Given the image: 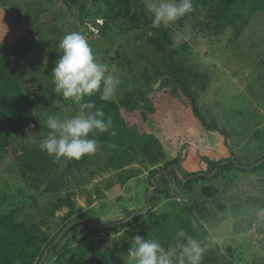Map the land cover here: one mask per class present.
<instances>
[{
    "label": "rangeland",
    "instance_id": "rangeland-1",
    "mask_svg": "<svg viewBox=\"0 0 264 264\" xmlns=\"http://www.w3.org/2000/svg\"><path fill=\"white\" fill-rule=\"evenodd\" d=\"M81 1L82 13L64 0H0V58L13 67L29 101L27 113L31 114L26 122L10 130L7 155H0V215L20 207L16 221L28 227L36 225V231L29 230L36 232L37 240H48L58 231L67 208L50 212L58 197L67 195L63 191L60 195L43 193L47 177L40 186L22 180L13 159L34 148L47 135L49 129L44 121L49 115L59 113L61 118H67L78 110L54 89L51 76L61 55L58 42L69 32H82L100 62L117 64L120 71L116 75L121 84L113 100L116 103L125 91L146 89L141 76L143 63L149 67V75L154 69L151 62L139 57L147 56L144 42L154 36L152 31L144 33L142 28H129L130 20L127 22L114 4L105 5L103 0ZM142 2L151 14L148 0ZM134 11L132 7L126 15ZM243 16L246 21L241 27L235 21L217 32L207 24L203 12L187 27L179 29L178 21L168 25L174 33L177 62L194 77L191 85L198 110L207 122H215L226 132V144L217 131L199 130L186 111L183 116L189 122V128L185 127L188 134L179 129L174 136L166 135L165 140L175 138V141H164L165 160L153 168L122 154L125 146L116 153L117 148L111 149L108 144L103 151L99 147L94 155L85 156L82 174L71 177L67 185L75 187V195H69L70 199L90 212L89 222H114L125 211L141 207L147 190L153 189V183L157 187L156 178L160 194L153 202V210L131 228L100 237L92 227L78 228L70 235L72 244L93 243L101 250L117 251L121 264H127L132 237L158 240L167 249L176 242L177 229H183L202 243L209 244L210 237L218 241L209 247L202 264H264V217L257 215L258 210L264 209V170L226 172L214 180L195 183L190 192L180 183L188 179V164H193L189 170L206 172L207 161L216 162L220 156L229 157L233 153L241 164L264 156V15L247 3ZM138 34L142 39L137 38ZM158 74L160 84H154L153 89L164 84L163 90H171V101L172 96L179 97L173 82L163 72ZM133 128L139 131L136 125ZM151 133L163 143L161 134L156 130ZM110 154L122 157V164L129 162L124 169L135 173L124 185L117 183L120 177L116 171L105 165ZM200 158L205 159L201 160L203 164L197 163ZM174 159L178 166L164 170V164ZM55 161L53 170L59 173L71 160ZM172 169L176 175L170 172ZM47 257L39 264L44 261L54 264L55 259L46 260Z\"/></svg>",
    "mask_w": 264,
    "mask_h": 264
},
{
    "label": "trees",
    "instance_id": "trees-1",
    "mask_svg": "<svg viewBox=\"0 0 264 264\" xmlns=\"http://www.w3.org/2000/svg\"><path fill=\"white\" fill-rule=\"evenodd\" d=\"M107 3L114 4L118 12L124 14L127 22L130 20L129 28L133 30L152 31L154 36L145 41V53L140 54V58L147 59L154 68L151 75L147 71L143 63L141 76L144 79L146 89L142 91L140 87L133 90L125 91L124 97L118 103L114 101L104 102L99 99V95L85 97V101L91 99L97 107L103 109L105 118L111 117L113 121V129L115 136L110 133H94L89 138H95L102 150L108 144H116V153L121 147H126L122 154L137 158L139 164H143L153 168L156 164L165 160L163 153L164 141H175L174 139H166L165 136L170 134L174 136L175 131L181 129L188 134L185 127L189 128L184 120L183 112L188 111L195 120L199 130L206 132L217 131L224 137L223 144H226V132L220 129L213 121L207 122L205 117L200 113L197 107L194 92L192 90V77L185 67L177 62V46L175 45L173 30L168 26L153 28L151 26L152 15L147 12L142 0H103ZM71 6H76L77 10L82 13L84 5L81 0H64ZM247 3L264 15V0H193L194 10L177 22L179 29L189 26L192 20L203 12L207 19V24L214 29V32L220 31L227 24L237 21L239 27L245 23L243 9ZM134 8V12L127 16L130 8ZM142 24V25H141ZM142 34V33H141ZM141 34L137 35L138 39ZM143 35V34H142ZM155 62V64L153 63ZM156 71V72H155ZM158 71L165 74L169 81L173 82V89L179 97L169 99L171 90H163L164 84L158 81ZM161 76V75H160ZM192 79V80H191ZM159 82L158 88L162 91L156 92L153 85ZM156 92V93H155ZM153 94V97H147V94ZM154 101H153V100ZM30 100V99H29ZM29 101L27 96L23 94V90L19 86L13 67L5 59L0 58V155H7L9 148L8 135L13 127H17L28 120L31 116L27 113ZM130 119L127 121V118ZM133 119L134 121H131ZM139 129L136 130L133 126ZM156 130L161 134L163 143L151 133ZM191 133L189 134V137ZM180 137L178 138L179 141ZM177 141V142H178ZM163 145V146H162ZM222 150V147H220ZM103 151V150H102ZM55 157L49 156L46 152L41 151L36 145L34 148L18 154L13 161L17 165V169L22 180L31 181L40 186L44 179L49 178L43 191L45 194L60 193L63 191V197H58L54 209L50 212L53 214L56 210L67 208L66 213L61 217V225L58 231L50 238H35L36 225L26 226L24 223L16 221L17 212L20 207L9 210L8 213L0 215V264H39L41 257L46 251L48 256L54 258V264H121L119 253L117 251L107 252L101 250L93 243L72 244L70 235L78 228L87 229L92 227L95 235L107 236L111 233H117L120 230L131 228L136 224L142 216L149 214L153 208V202L157 200L160 194L158 179L152 184L153 189L147 190L144 203L141 207L127 210L123 216L114 222L106 221L89 222V211H85L82 207H78L69 195H75L74 188L67 185L69 179L73 176L82 174V167L86 163V158L79 161L71 160L65 164L61 171L55 172ZM122 157L118 154H110L106 157L107 166L116 171L119 185H124L128 180L134 177L133 172L124 169L130 163H121ZM204 158L197 159V163H201ZM233 160V161H231ZM222 162H224L222 164ZM258 163V164H257ZM209 171L189 170L193 164L186 166V175L188 179L180 181L184 190L190 192L192 186L199 182L214 180L218 176H222L226 172H251L264 170V156L255 160L250 164H241L233 153L229 157L220 156L216 162L207 161ZM173 165L178 166L175 159L164 164V170ZM152 166V167H151ZM122 171V172H121ZM121 172V173H120ZM176 175L172 169L170 171ZM74 179H76L74 177ZM162 179V176L161 178ZM75 181V180H74ZM24 182V181H23ZM60 195V194H59ZM123 221L120 225L116 223ZM76 222L75 224H72ZM109 224H112L109 226ZM92 225V226H91ZM63 231V232H62ZM31 232V234L29 233ZM62 232V233H61ZM58 240L56 241V239ZM65 242L61 245V243ZM56 241V242H55ZM45 261L42 263L44 264Z\"/></svg>",
    "mask_w": 264,
    "mask_h": 264
},
{
    "label": "clouds",
    "instance_id": "clouds-1",
    "mask_svg": "<svg viewBox=\"0 0 264 264\" xmlns=\"http://www.w3.org/2000/svg\"><path fill=\"white\" fill-rule=\"evenodd\" d=\"M147 9L152 15L151 26L159 28L176 23L194 7L193 0H148ZM57 47L61 55L52 69L54 89L78 110L67 118L59 113L49 115L44 121L49 132L38 147L56 159L79 161L94 155L100 147L95 138H89L94 133L116 135L111 117L105 118L103 109L91 99L85 101V97L98 94L101 101H113L121 84L116 75L120 69L115 63L100 62L82 32L65 34ZM108 147L115 149L117 145ZM257 215L264 217V209ZM209 239L210 243L205 244L177 229L176 242L165 249L158 240L136 235L131 238L127 264H202L209 247L218 242L214 237Z\"/></svg>",
    "mask_w": 264,
    "mask_h": 264
},
{
    "label": "water",
    "instance_id": "water-1",
    "mask_svg": "<svg viewBox=\"0 0 264 264\" xmlns=\"http://www.w3.org/2000/svg\"><path fill=\"white\" fill-rule=\"evenodd\" d=\"M231 161H233V160H231ZM224 162H222V164H223ZM258 164V163H257ZM123 221H119V222H117L116 224L117 225H120L121 223H122ZM76 222H73L72 224H75ZM112 224H109V226H111ZM63 232V231H62ZM61 232V233H62ZM58 240V238L56 239V241ZM55 241V242H56ZM45 255H46V251L44 252V254H43V256L41 257V260H40V262L44 259V257H45Z\"/></svg>",
    "mask_w": 264,
    "mask_h": 264
},
{
    "label": "crops",
    "instance_id": "crops-1",
    "mask_svg": "<svg viewBox=\"0 0 264 264\" xmlns=\"http://www.w3.org/2000/svg\"><path fill=\"white\" fill-rule=\"evenodd\" d=\"M165 155V154H164Z\"/></svg>",
    "mask_w": 264,
    "mask_h": 264
}]
</instances>
